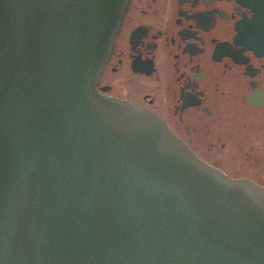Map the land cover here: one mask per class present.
Segmentation results:
<instances>
[{"label":"water","instance_id":"obj_1","mask_svg":"<svg viewBox=\"0 0 264 264\" xmlns=\"http://www.w3.org/2000/svg\"><path fill=\"white\" fill-rule=\"evenodd\" d=\"M129 0H0V264H264V188L97 84Z\"/></svg>","mask_w":264,"mask_h":264},{"label":"flooded vegetation","instance_id":"obj_2","mask_svg":"<svg viewBox=\"0 0 264 264\" xmlns=\"http://www.w3.org/2000/svg\"><path fill=\"white\" fill-rule=\"evenodd\" d=\"M97 89L264 188V0H129Z\"/></svg>","mask_w":264,"mask_h":264}]
</instances>
